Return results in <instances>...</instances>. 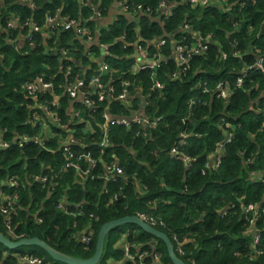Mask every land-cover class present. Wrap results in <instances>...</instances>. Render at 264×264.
Wrapping results in <instances>:
<instances>
[{
  "label": "trees",
  "instance_id": "1",
  "mask_svg": "<svg viewBox=\"0 0 264 264\" xmlns=\"http://www.w3.org/2000/svg\"><path fill=\"white\" fill-rule=\"evenodd\" d=\"M110 1L103 0L102 3L107 6ZM162 2L171 5L177 2L179 6L173 5L172 15L163 18L161 25L152 18L158 15ZM4 3L0 9L1 27H6L11 14L21 22L32 18L39 27L43 25L41 15L21 5L19 0H4ZM34 3L41 5L43 12L50 16L60 13L68 20L77 19L81 10L75 0H50V3L34 0ZM230 4L234 6L230 8ZM137 5L153 11L151 18L138 16L131 21L119 17L107 30L100 32V43L107 45L109 56L104 60L96 57L115 71L103 78L105 86L114 88V97L121 92L124 81L131 85L129 96L139 88L143 90L148 96L145 114L156 126L153 129L132 127L131 130L114 127L108 134L110 146L102 150L98 148L103 138L99 127L101 116L107 107L112 114H126L124 103L116 99L97 102L94 112L82 105L74 106L91 123L89 131L83 130L81 125L72 126L74 122L68 115L66 117L64 109L58 111L63 124L68 122L70 128H75V142L80 147L77 150L86 147L85 152H90L97 161L91 172L95 178L84 179L68 168L62 177H58L57 185H53L51 191L50 187L42 190L37 183L30 185L27 182L26 185L25 181L22 182L26 192L11 220L16 235L20 239L38 238L69 257L87 260L94 254L102 225L125 216L144 215L154 222V228L169 237L176 250L178 243L173 241V236L179 242L186 241L182 246L185 255L179 257L186 264H264V216L257 222L262 236V255L255 260L249 259L252 236L248 222L242 216L243 208L264 204V183L250 178L251 172H264V114L247 113L250 104L259 101L258 94L264 92V74L250 72L243 86L233 91L228 106L203 94L220 82L229 83L233 90L242 69L254 64V50L264 55V0H229L228 6L220 3L208 8L192 7L188 0L129 2L131 8ZM81 16L85 17L83 12ZM184 24L189 25L193 33L211 36L212 40L206 54L192 59L185 77L172 79L178 71L172 60L162 62L155 75L150 71L131 74L135 62L133 45L138 37L145 42L165 39L167 46L161 49V54L168 57V36L179 40L182 37L179 27ZM59 32L60 28L52 33L45 32L47 38L34 33L35 51L28 55L16 53L6 44L4 37H0L1 52L5 53L0 63V134L3 142L11 144L12 148L0 153V181L10 176L22 177L24 172L39 174L42 166L50 163L52 158L32 143L22 148L13 145L17 137L44 136L42 129L32 124L31 101L26 98L23 86L37 77H44L46 81L51 77L54 93L60 95L66 82L70 81L68 72L75 78L83 77L87 83L99 66L98 62L88 61L83 56L82 43L70 41L72 32H64L65 35L57 40ZM62 51L67 52L66 59L62 58ZM223 51L234 52L241 58L227 57L223 61ZM91 52L99 54V47ZM155 53L156 48L150 46L148 55L152 57ZM82 67L90 69L83 75ZM154 80L162 84L163 90H152ZM43 99L50 101V97ZM191 101L195 104L191 105ZM61 104L65 107L67 101L62 99ZM223 118L232 125L230 130L220 126ZM222 132L232 135L231 142L225 147L218 169H207L202 176L200 173L207 167V158L222 141ZM47 133L45 146L50 149L49 124ZM181 133L193 134L187 145L179 148L180 155L196 159L189 168L171 155V150L178 146ZM51 134L64 137L54 129ZM251 161V165H244ZM64 164L60 156L54 157V167ZM24 166L28 169L24 170ZM112 166L120 168L125 178H116L115 182L106 184L100 177ZM113 195H118V199L109 203ZM60 204L64 208L59 209ZM229 205L234 208L227 217H222V211ZM70 214H76V218ZM91 230V243L85 247L81 238L85 231L88 235ZM0 233L8 237L1 217ZM124 233L129 235L133 244L157 243L156 250L162 261L171 264L163 243L134 225L119 226L108 233L98 264L121 259L114 244ZM145 249L151 248L147 246ZM23 256L38 258L43 264H60L36 247H29L25 252L23 248L10 251L0 245V264H20L18 257ZM146 264H149L148 260Z\"/></svg>",
  "mask_w": 264,
  "mask_h": 264
},
{
  "label": "built area",
  "instance_id": "2",
  "mask_svg": "<svg viewBox=\"0 0 264 264\" xmlns=\"http://www.w3.org/2000/svg\"><path fill=\"white\" fill-rule=\"evenodd\" d=\"M83 2L84 0H78ZM189 4L192 7H203L208 8L211 6H217L220 3L228 6L229 0H223V2H220L219 0H188ZM248 1V0H247ZM19 3L21 5H31V0H19ZM4 0H0V9L4 6ZM129 1L122 2V9L125 13H128L129 16L136 19V17L140 15H146L151 14L153 11H150L149 9L144 10L143 6H137L136 9H130L128 8ZM32 6V5H31ZM222 6V5H220ZM234 5L230 4L229 7L232 8ZM173 5L168 6L167 3L162 2L159 5V8L157 11H159L160 17L163 19H166L172 15ZM100 13L97 12L95 15H91L86 20H80L74 19V20H65L61 21V17L59 16V13L56 14L53 17H50L47 21L50 23V29H48L50 32H53L56 28H62L64 31H76L78 38L81 40L82 44H89L92 43L93 37H90V29L88 27V24L90 21L97 19V16ZM141 17V16H140ZM264 19V14H263ZM33 19H27L24 22H21L19 18L15 16V14H11L8 16V19L6 21V27H1L0 25V37H4V40L6 41V44L8 46H11L13 50L16 53H22L27 54V50L34 49L35 44V35L37 34H43L47 30H42L36 23L32 22ZM26 34L24 37L22 36ZM36 33L35 35H33ZM182 37L179 40H175V36H170L168 39L170 40V44L173 46V53L171 55V59L177 68V72L172 75L173 80H180L183 77L186 76V73L190 69V64L192 62V59L198 56H202L206 54L210 47H211V36H202V34L199 33H193L192 28H190L189 25H183V27L180 30V33ZM19 36V37H18ZM124 40V38H122ZM160 41V42H159ZM141 45V44H140ZM150 46V45H149ZM148 46V47H149ZM156 48V53L150 57L148 55V47L143 48L142 46H138L136 49V52L139 55L142 56V59H139L138 57L133 59L135 60L133 66L131 67L130 71L131 74L135 75L141 71H150L153 75L160 69L163 59L165 58L161 54V49L165 46H167L166 40L161 39L158 40V44H153ZM102 49H104V52L107 54L102 60H104L106 57L109 56V50L108 47L102 45L100 46ZM93 53V52H91ZM255 55V62L250 67H244L241 71L240 76L235 81V89L241 88L244 84V80L247 79V76L250 72H260L264 74V55L261 54L258 50H254ZM67 52L62 51V57L66 59ZM95 56V60L89 61H96L98 62L99 66L96 69L95 73L87 83H85V79L83 77L81 78H75L73 75L68 72V75H70V81L66 82V85L64 86L63 93L60 94L62 96H55L54 95V85L50 80L46 81L44 77H37L33 81L27 82L23 86V90L26 92V98L31 101L30 104V111H32V124L38 125L42 129V133H44V136L42 134H39L38 136L34 138H29L26 136L16 138L15 142H13V145H17L19 148L24 147L25 145L32 143L46 152L50 153V155H59L67 168L74 169L77 174H79L82 178L86 179H94L95 177L91 175V172L96 168L97 161L92 157V154L90 152H85L86 147H82L81 151H78L77 149L80 148L77 146V143L75 142V128H70V123H65V125L62 122V118L57 113L58 111L66 109V106L60 109L57 102L60 100L61 97L63 99H76L78 96L81 97V100L79 102H73L74 104L71 106L72 111H69L66 113V117L68 115L69 120L71 122H74L72 126L74 125H81L82 129L85 131H89L92 128L91 123L85 119L82 116V111L79 109H75L74 106L76 105H82L87 110L94 112L96 108L97 102H103L104 100L110 99H116L122 103H127L128 97H129V86L130 83L128 81L122 82V90L121 92L115 96V90L114 88L110 86H105L103 84V78L105 76L111 75L110 73L115 72L111 71L110 68L103 63L102 61L98 60V58ZM170 56V55H169ZM221 60L225 61L227 57H231L234 59H240L241 56L234 53V52H221ZM3 60V54H1V48H0V63H2ZM76 62V61H75ZM80 67V65L78 64ZM85 67H82L83 75L86 73L84 72ZM65 75V74H64ZM152 90H163L162 84L154 80L152 82ZM212 93L214 96H216L217 100H220L226 104H228L232 98L233 92L232 89L227 82H220L218 83L215 88L212 90H206L203 91V94H209ZM50 94V95H49ZM52 96V97H50ZM50 97V101L45 100L43 98ZM53 99L56 101L54 102ZM61 102V101H60ZM194 101H191V105H194ZM253 105L260 111L264 112V100L262 102H254ZM109 109L106 110L101 116L102 123L99 126L103 138L98 144L99 149H105L110 146V142L108 139V134L110 130L114 127H123V128H129L131 126L140 127L144 129H151L153 126L156 125L155 122H152L145 118H121V119H113L109 115ZM48 124L50 125V149L46 148L45 144L48 142ZM67 124V125H66ZM220 126L223 128H226L227 130H230L232 128V125L227 123L225 121V118L220 120ZM52 129L60 132L64 135V137L56 136L51 134ZM226 136L224 138V141L217 146V155L213 156L214 160H216L211 165H208L205 169L201 170V175L204 176L206 174L207 169L216 170L221 164L222 158L224 156V150L227 144L231 142L232 135L230 133L225 132ZM58 138L59 141H55L54 139ZM180 142L178 143V146L171 150V155L173 158H176L178 160H182L186 168H189L193 163L196 162L195 158L186 157L183 155H180L179 148L184 145V140L187 139L188 136L186 133L180 134ZM52 144H55L53 146ZM12 149L11 144L3 142L2 134H0V153L5 152ZM47 165H44L42 168V173L38 177H34L35 182H37L42 189H45L49 184L52 185L55 183L58 179L59 173H57L53 168H51ZM66 168V167H65ZM107 173L102 175L100 178L104 180L106 184L115 182L116 178H121L123 176V171L118 168L117 166H112L107 168ZM250 178L252 180H257L260 183H264V172L260 173H250ZM21 184L17 176H10L7 177L6 180L0 181V217L2 218V222L4 224L5 231L8 235V238L13 240H18V236L16 235L15 228L12 226V216L16 212V200L18 199V193L17 190H20ZM108 192L105 191V194ZM118 199V195H113L109 199V203L114 202ZM58 208H64L63 205H58ZM79 209V207H76ZM234 206L229 205L226 207L222 213V217H227L230 210H232ZM65 214H68L67 212H64ZM73 215V214H70ZM140 219L144 220L147 224L154 227V222L152 220H149L144 215H137ZM242 216L243 219H245L246 222H248V228L249 232L252 236L251 239V245H250V251L251 256L250 260H255V258H258L260 255H262V249L260 250L261 242H262V236L261 233L257 229V222L264 216V204H253L249 205L242 209ZM41 223V221H39ZM91 233H83V236L81 238V242L85 247H88L91 243ZM173 241L178 243V250L175 248V252L178 257L184 256L185 253L182 250V246L186 243L179 242V239L176 236H173ZM119 249L117 248L121 253V259L114 261L109 260V263H117V264H146V261H149V264H162L161 256L157 253L156 245L155 244H149L151 248V252L142 251L139 246L131 243L129 241V235L123 234L121 236V240L117 243ZM18 260L20 264H43L42 261L38 258H30L28 256L18 257Z\"/></svg>",
  "mask_w": 264,
  "mask_h": 264
},
{
  "label": "crops",
  "instance_id": "3",
  "mask_svg": "<svg viewBox=\"0 0 264 264\" xmlns=\"http://www.w3.org/2000/svg\"><path fill=\"white\" fill-rule=\"evenodd\" d=\"M31 1H32V4H31L32 6L30 4L29 5H26V6L29 8L30 11H34L35 14L41 15L43 25L40 28L42 30H44V31L47 30L46 32H49L50 33V31L48 30V29H50V23L47 20L50 17H53V16H50L48 13L43 12V10H42L43 7L41 5L40 6H38V5L36 6L35 3H34V0H31ZM46 1H49V3H50V0H46ZM75 1L79 4V8H81V10H80V12L78 14V18L80 20H83L84 21V20L88 19L91 15H95L97 12L100 13L97 16V19L95 18V20L90 21L89 24H88V27L90 29L89 31H90V34H91L90 37H93V40L91 41L92 43L83 44V49L82 50H83V56L87 60H88V58L90 60H95V56L94 55H98V58L101 59L105 55H107L104 52V49H102L100 47V46H102V43H100V40H99L101 30H105V29L107 30L108 27L111 26L112 24H114L118 20L119 17H123V18H126L128 20L133 21L134 18H132L131 16H129L128 13H125L123 11L122 5H121L122 2H125V1L131 2V0H123V1L122 0H111L110 1V4H108L107 6H106V4L104 5V3H102L103 0H84L83 2L78 1V0H75ZM137 6H142V5H137ZM137 6H132V8H131V7H129V4H128V8H130L132 10L133 9H136ZM81 12H83V14L85 15V17H82L81 16ZM34 13H33V15H34ZM151 14L140 15V16L141 17L142 16H145L147 18L148 17L151 18V16H152ZM157 14L158 15L155 16L152 19H153V21H155L157 23H160L162 25V23H161L162 18L160 17V14L161 13L159 11H157ZM59 16H60V13H59ZM65 20H68V19L61 17V21L62 22L65 21ZM58 29L59 28H56L55 30H58ZM60 29H61V32L58 33L57 40H60L61 37L65 35L64 32H72L70 34L71 35V40L70 41H73L74 40V41H77V42L81 43V40L78 38L77 33H76L75 30L74 31H64L62 28H60ZM25 35L26 34L23 33L22 36L24 37ZM42 35H43V37H44V35L46 36V38L48 37V35L46 33H43ZM161 39L162 38H160L159 40H161ZM75 44H77V43H75ZM153 44H158V40L157 39H153L150 42H145L142 38L138 37L137 41L133 45V48H134L133 52H134L135 58L138 57V54L136 52V49H137L138 46H142L143 48H147L149 45L152 46ZM104 46H105V44H104ZM95 47H99V51H100L99 54L91 53V50L93 48H95ZM106 47H107V45H106ZM33 51H35V49L27 50V54H25V55H28V54L32 53ZM107 51H109V50H107ZM172 53H173V46L170 44V56L165 57L163 59V61L169 62L170 59H171ZM1 54H5V53L1 52ZM138 58L139 59H142V56L139 55ZM89 69H90V67H85L84 72L88 71ZM49 80H50V77H49ZM209 90H212V89H209ZM235 90H237V89H235V84H234V89L232 90V92L235 91ZM54 95L55 96H62V95H56L55 93H54ZM205 95L206 96H210L212 98H215L217 100L216 96H214L212 93L205 94ZM50 97H52V96H50ZM62 99H63V97H61L60 100L57 102V104H58V106H59L60 109L62 108V104L60 102ZM127 99H128L127 103H124V106H123L124 109H125L126 114H124V115H121V114L120 115H116V114L109 113L110 117H112L113 119H117L118 120V119H121V118H129V117H133L134 116L133 118H136V119L137 118H139V119L140 118H145V119H148L149 120V118L145 114V108H146L148 96H145V94H144V92H143V90L141 88L137 89L134 92V94H132V96H129ZM257 99H259V101H258L259 103L262 102L264 100V92H260L258 94V96H257ZM63 100L67 101V104H66L67 106H66V109H65V113H68L69 111H72L73 110L72 107H71L74 104L73 102H75V103L76 102H79L81 100V97L78 96L76 99H70V100L63 99ZM53 101L56 102L54 99H53ZM253 103L250 104V108L248 109L247 113L250 112V111H252V112H254L256 114L257 113H260V111L253 105ZM222 104L224 106H228L229 103L228 104L222 103ZM107 109H109V108L107 107L106 110ZM262 113L264 114V112H262ZM155 126H153L151 129H153ZM132 127H135V126H131V127L127 128V129L128 130H131ZM263 127H264V124H263ZM190 135L192 136L193 134H187L188 138L191 137ZM225 136H226L225 132H222V141L220 143H222L224 141ZM198 137H200V136H198ZM188 138L187 139H183L184 140L183 141L184 142V145L183 146H186L187 145V141L190 139V138L189 139ZM180 139L181 138H180V135H179V137H178V141L179 142H180ZM57 140L59 141L58 138H55L54 139V142L57 141ZM220 143H218V144H220ZM218 144L215 147V149H216L215 152L213 154H211L207 158V166L208 165H211L212 163H214L216 161V160H214V157L213 156L217 155V146H218ZM48 154L50 155V153H48ZM50 156L52 158L50 160V163H47L46 164L47 167L48 166L50 167V165H52L51 168H53L57 173H59L58 177L59 176L62 177L66 173V171L68 170L67 166L64 164V166H55L54 167L53 166L54 157L55 156H59V155H50ZM252 163H253V161L249 162L248 164L247 163H244V165L247 166L249 164L251 165ZM43 167H44V165L42 166V168ZM26 168L28 169L27 166H24L23 169L26 170ZM69 170H72L75 173V170L74 169H69ZM41 173H42V169L40 170V173L39 174H31V175H29L27 172H24L23 175H22V177L17 176L18 179H19V181H20V184H21V187H20V190L21 191L20 190H17V192L19 191V193H18V199L16 200V206L17 207L21 204V202H22V195L26 192V188H23L22 182L25 181L26 182V185H27V182L30 185H32V183H37V182H35L34 177H38ZM121 178L124 179L125 178L124 175ZM53 185H57V181L55 183H53L52 185L49 184L45 189H47V188L50 187V191H51V188H52ZM50 191H48V194H50ZM257 204H260V203H257ZM72 217L76 218V214H73ZM90 219H92V216H90ZM85 232L87 233L88 231H85ZM89 233L92 234V230ZM125 233H127V232H125ZM120 240H121V238H120ZM118 242H116L114 244V247L116 246L119 249L118 244H117ZM153 244L157 245V243H155V242H153ZM135 245L139 246V248L142 251H146V252H149V253L151 252V249H149V250H146L145 249L147 247V245H149V244H135ZM161 261H162V258H161ZM117 263H119V262H117ZM117 263H109V264H117ZM162 264H165V263L162 261Z\"/></svg>",
  "mask_w": 264,
  "mask_h": 264
},
{
  "label": "water",
  "instance_id": "4",
  "mask_svg": "<svg viewBox=\"0 0 264 264\" xmlns=\"http://www.w3.org/2000/svg\"><path fill=\"white\" fill-rule=\"evenodd\" d=\"M167 5L170 6L171 4L167 3ZM173 5L179 6V3L175 2ZM262 28H264V26ZM261 33L262 30L260 32V35ZM108 101H110V99H108ZM125 225H134L143 232L147 233L148 235L162 242L165 247L167 257L170 260L171 264H186L181 258L177 256L174 246L170 241L169 237L163 232L147 224L144 220L140 219L138 216H125L123 218L113 220L102 225L97 235L94 254L91 258L87 260H81V259L69 257L53 249L52 247L47 245L44 241L38 238H30V239L24 238L18 241H13L12 239L0 233V245H2L4 248L10 251L21 249L23 247H36L44 251L54 262L60 264H98L103 254L104 242L108 233L119 226H125ZM152 243L153 242H151L150 244Z\"/></svg>",
  "mask_w": 264,
  "mask_h": 264
},
{
  "label": "rangeland",
  "instance_id": "5",
  "mask_svg": "<svg viewBox=\"0 0 264 264\" xmlns=\"http://www.w3.org/2000/svg\"><path fill=\"white\" fill-rule=\"evenodd\" d=\"M105 244H106V243H105ZM27 248H29V247H23V249H24L25 252H27Z\"/></svg>",
  "mask_w": 264,
  "mask_h": 264
},
{
  "label": "flooded vegetation",
  "instance_id": "6",
  "mask_svg": "<svg viewBox=\"0 0 264 264\" xmlns=\"http://www.w3.org/2000/svg\"><path fill=\"white\" fill-rule=\"evenodd\" d=\"M182 27H183V25H181V26L179 27V30H180ZM170 36H171V35H169L168 38H169Z\"/></svg>",
  "mask_w": 264,
  "mask_h": 264
}]
</instances>
